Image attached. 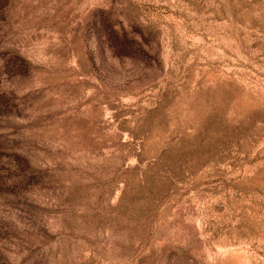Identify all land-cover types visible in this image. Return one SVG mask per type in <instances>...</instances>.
I'll list each match as a JSON object with an SVG mask.
<instances>
[{
	"label": "rangeland",
	"instance_id": "1",
	"mask_svg": "<svg viewBox=\"0 0 264 264\" xmlns=\"http://www.w3.org/2000/svg\"><path fill=\"white\" fill-rule=\"evenodd\" d=\"M0 264H264V0L2 2Z\"/></svg>",
	"mask_w": 264,
	"mask_h": 264
},
{
	"label": "trees",
	"instance_id": "2",
	"mask_svg": "<svg viewBox=\"0 0 264 264\" xmlns=\"http://www.w3.org/2000/svg\"><path fill=\"white\" fill-rule=\"evenodd\" d=\"M4 1H6V0H0V4L2 3V2H4ZM6 4V3H5Z\"/></svg>",
	"mask_w": 264,
	"mask_h": 264
}]
</instances>
